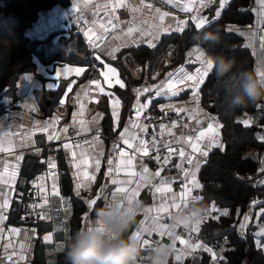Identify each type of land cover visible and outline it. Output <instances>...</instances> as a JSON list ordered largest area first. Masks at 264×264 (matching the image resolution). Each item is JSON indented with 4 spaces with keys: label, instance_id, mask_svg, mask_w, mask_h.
Returning <instances> with one entry per match:
<instances>
[{
    "label": "crops",
    "instance_id": "1",
    "mask_svg": "<svg viewBox=\"0 0 264 264\" xmlns=\"http://www.w3.org/2000/svg\"><path fill=\"white\" fill-rule=\"evenodd\" d=\"M69 1L71 5L65 8L55 6L50 10L40 12L37 20L32 27L25 32V35L27 38H30V40H44L51 33L60 31L67 35L65 30L68 26L65 19L70 17L71 31L79 35L81 34L80 36L86 48L89 52H92L91 56L95 59V63L91 66L93 72L90 79L81 82L80 84H75L76 80L82 77L85 73L86 69L84 66L76 64L55 66L44 65L35 57H32L33 66L35 68L33 67L31 71L24 73L23 76L18 78L16 83L17 91H15V94L13 96L0 95V147L6 149L5 151H0V179L7 181V183H0V193H3V195H0V203H2L5 198L9 201L8 208L2 210L6 219L0 221V264H16V262H18V264H32L33 246L35 240L38 238L36 228L32 224L35 221L51 223L52 226V232H44L39 238L40 242L46 247L45 254L47 255V258L50 259L52 253L61 252L63 249L64 243L62 241H55L53 239V233L66 232L65 224L70 217V205L68 200L61 195H52L53 185L55 184L58 189L59 179L56 169L57 165L55 169L49 167L50 162L56 164L55 153L52 152L47 155L46 159L43 160L46 163L45 172L37 176L31 183V192L34 193V198L28 201L26 208V212L29 215L31 222L28 224L21 222L11 223L8 219L12 200L14 196L18 194V187L20 184V180L18 179L24 157L27 152L38 151L42 142L55 146V149L63 150V155L72 179L73 194L82 201L86 207V212L81 218L80 229L96 223L97 210L101 207L108 206L109 201L112 200V194L118 187H128L130 191L132 188L136 187L135 181L138 180L139 177L129 176L127 173L131 169L124 168L120 171H116V165L121 159L119 156L120 151L127 152L130 156H134L136 172L140 171L141 164L149 169V174L160 171L161 175L159 177H155L150 184H146L140 189V194L137 197L139 208L135 215L138 222L133 231L138 228L149 226L151 224V219L149 218L146 220L145 217L155 215L154 212L148 213L142 209L155 208L161 202L162 196L168 195L156 193L153 185L158 187L164 183H169L173 192L179 193L183 188L181 182H187L183 174L184 170H194L192 165H188L186 161L179 157V168L173 172H167L164 169L162 161H153L147 156L134 153L133 149H130L127 144H124V139H129L133 145L137 144L141 139L146 141V137L150 131L144 122V116L147 112L154 111L162 114H170L174 112L188 117V124L185 126H176L175 128H173L172 125L164 126L161 131V140L163 144H169L170 146L175 145L179 147V149L183 148L186 154L197 157L201 161L199 169L205 163L206 157H201L199 153L192 152L191 147L184 142L187 136L191 135L193 137V142H195V137L203 131L206 135L199 142V146L202 149L208 150L209 153L214 149L221 148H206L209 144V138L213 135V133L208 131L207 126L209 124L214 126L219 125V122L212 113L203 108L200 103V94L198 92V96L194 95L195 89L191 86V82H187L185 85H179L178 87L181 90L177 96L156 95L157 88L162 85V82L167 84L169 73H177L180 68H184L185 72L195 74V69L200 65L199 62L195 61L196 53L193 52V49L199 48L203 51L201 47L197 45L190 47L184 53L183 64L166 71L161 78L158 79V73L160 72V70H158L153 72L148 80L144 77L141 83L133 86L131 88V93L134 96L132 114L125 120L124 124L119 129L118 122L113 116L114 108L112 105V99L118 97L112 92L111 88L113 86H120L115 82V77H109L111 79V84H109L108 80L105 79L104 73L107 72L108 67H113L109 62L115 60L117 53L121 50L138 49L140 47H148L149 49L153 48L149 47V40H152V42L157 45L160 42L159 40H161V37L182 32L175 30L181 21L186 22L184 28L190 23L195 26L196 29H200L202 27H196L198 18H206L207 22L204 24L205 26L210 21L219 17L217 16V12H219L220 15L228 3V0L223 4V7H221L222 0H213V2L206 7H201L199 0H179L180 7L175 6L173 3H168V0H143V4L141 3V0H127V3L131 7H138L140 8V11L134 13L130 8L116 9L114 15L115 17H118V19L113 20L116 27L110 29L108 32H103L99 25L100 23H107V13L111 11V8L109 7L106 9L105 5L115 3V0ZM185 4H191L192 11H183L182 7ZM77 5L79 6V11L76 10ZM147 5H151V8L147 7ZM253 5V24L248 27H238L235 31L239 35L244 33V35L241 36L244 37L245 46L253 56V70L254 73H256L257 69L264 70V58L258 55L264 42V40L261 39V37H264V31L262 29L264 14H261V6L257 3V0H254ZM157 9L160 10V13L168 12L169 15L166 16L163 21H160V13L156 11ZM78 17L80 18L78 19ZM194 17L197 19H194ZM128 27L138 28L139 31L133 32L131 36L125 35ZM89 28H92L93 31L102 36L98 47H94L93 43L89 41L88 35L86 34ZM147 32H151L153 35L158 34V40H153L152 36L144 34ZM56 40L57 39H54V43H52L57 45V47H61L58 43L61 39L58 41ZM132 41H135V43ZM116 48L119 50L113 52V49ZM107 53L112 54L107 55ZM190 53L192 54L191 59ZM97 57H100V59H97ZM127 65L131 71L130 74L135 79H138L139 67H136L134 63L131 64L130 62H128ZM79 68H83L84 71L78 75L76 69ZM165 68H167V66H165ZM65 69H68V71H65ZM57 72L61 73L59 79H56ZM69 79L71 82L65 89L64 94L61 96L58 103L51 108V116L43 117L42 110L36 99V93L53 91L58 87L60 81ZM119 79L121 80L120 77ZM94 81L99 82L100 87L104 89V92L99 91ZM122 82L124 83V81ZM19 84L21 85L18 89L17 86ZM50 85L55 86L49 87ZM145 87L150 88L151 92H143L142 90ZM137 90H140L142 94L138 95ZM108 92H111L113 95H106L105 93ZM102 97H106L107 99L109 114L112 119V129L113 131L118 129L117 133L112 139L110 138L107 141H105L103 137H95L90 143L78 147L75 146L72 142L74 137L90 130H99V123L102 117L99 109V102ZM149 100H151V103H149ZM61 101H63V103H61ZM48 103L47 99V104ZM142 104H147V107L143 109L142 115L137 117L136 112L139 105ZM262 104L263 107L261 111L264 113V101ZM169 105H171V107H169ZM120 108L121 102L115 111L120 113ZM33 109L35 110L33 111ZM175 109H182L183 111L177 112ZM193 117H195V119H193ZM80 121H83V124H81ZM133 124L144 125L147 127V131H142L139 127H133ZM45 125H48L47 131L42 130ZM65 128H68V132L63 131ZM125 129H128V131L122 138L121 133H124ZM169 130L172 133L171 135H169ZM49 135L60 138L49 140ZM218 140L222 145L219 136ZM174 141H181V143H174ZM260 141L264 143V139L260 138ZM106 142H108V145ZM65 143H70L72 145L71 150L63 147ZM71 151L77 153L75 161L71 156ZM18 156L22 157V159L17 160ZM97 157L101 160L100 170L96 171L94 165L92 167H87L86 170L91 175L95 176L94 181H87L83 177V171L85 170L84 166L78 170L73 167V164L74 162H79L81 159H87L89 163H92ZM109 159L113 160V165L111 166L107 163ZM124 159L126 160L127 157H124ZM109 167L113 168L112 173H109ZM5 168H7V171H5ZM13 170H16L17 173L14 180L11 179L10 175ZM53 172L55 173V177L51 175ZM78 172L80 173L79 178L77 176ZM198 172L199 171L196 172V179ZM188 179H190V177ZM114 180L117 181L116 184H113ZM128 180H133L134 182L131 185L120 183L121 181ZM78 183H83L85 187L78 190L76 187ZM37 185H40L44 191H41ZM199 190L200 188L194 190L192 195H198ZM45 198H47L48 203L45 204L43 208L32 207L33 205L42 204ZM92 199H96L98 205L90 207L88 202ZM191 202L193 201H189V204ZM258 202L259 201H255L254 204L256 205ZM184 209L185 207L181 206L179 211ZM223 211L226 210L220 209L218 211H213V206H209L206 208V213L203 217L198 220H205L212 218V216L216 217L215 213L220 214ZM256 211L253 212V219ZM175 213L177 212H174L173 216ZM42 216L44 218H41ZM198 220L188 224L187 227H185V225L176 226L173 229L172 239L179 236L185 240L190 239L192 244L200 243L210 248L208 244L196 236V231H191L193 227H196ZM165 222L169 225H173V219H166ZM261 223L264 222H259V226ZM12 229H18L19 233H13L11 231ZM49 235L52 237L51 241L45 240V237ZM145 238L152 241L161 240V237L156 233H153L150 237L145 234ZM164 239L169 240L167 236H165ZM255 240L260 243V248L264 249V238ZM8 243H11L12 247L7 249V253H17L16 256L11 258L9 255L5 254L4 245ZM169 244H171V240H169ZM20 245H23V248H21ZM222 250L223 249L218 248L212 250V252L217 254L215 260L212 258V253L205 252L203 248L196 249L194 253L187 255L191 250L186 248L185 245L180 244L179 240H177L174 254L169 257L168 263L182 264L185 260H192L199 253L203 252L210 257L209 263L214 264V261L222 258ZM150 252L151 250L144 249L140 259L141 264H150V261L147 260ZM179 252L185 253L181 261L175 259V256L179 254ZM20 256H23L24 259H20Z\"/></svg>",
    "mask_w": 264,
    "mask_h": 264
},
{
    "label": "trees",
    "instance_id": "2",
    "mask_svg": "<svg viewBox=\"0 0 264 264\" xmlns=\"http://www.w3.org/2000/svg\"><path fill=\"white\" fill-rule=\"evenodd\" d=\"M228 1L219 17L210 21L199 31L189 23L182 32L161 37V43L159 42L154 49L149 50L146 47H143L144 49L140 47L139 50L137 48L124 49L117 53L115 60L109 62L115 67L125 85L124 88L118 86L111 88L121 102L118 129L132 114L134 96L131 88L141 83L144 77L148 80L155 71L160 70L159 79L171 67L173 69L182 65L185 51L192 46L201 47L210 59L216 56L234 59V70L237 72H254L253 56L245 46L244 37L235 31L238 27H248L253 24L252 12L245 9L253 4L254 0ZM69 5V0H0V95L13 96L15 94L18 78L34 67L32 57L44 65L84 66L85 73L76 80L75 84L90 79L93 72L91 66L95 63V59L90 57L92 52L88 51L82 38L78 36L79 34L72 31L67 35L61 31L53 32L44 40L31 41L25 35V32L37 20L40 11L50 10L55 6L65 8ZM262 29L264 31V22ZM209 32L216 34L218 40L205 41L202 37ZM54 39L57 41L61 39L58 42L61 47L53 44ZM261 50L264 53V47ZM128 62L139 67L138 79L130 74ZM70 82V79L62 80L57 90L36 93L43 117L51 116V108L58 103ZM199 94L203 108L214 111L213 115L221 126L219 137L222 141V148L208 153L205 163L197 174V179L202 185L198 193L202 199L199 201L206 208L215 206L218 209H225L228 215L219 214L218 218L198 220L200 223L199 225L196 223V227H199V231L195 234L208 245L217 246L224 240L228 248L222 252V255L227 264H264V253L260 248V243L256 242L254 237L244 240L238 234L240 221L249 212L254 200L259 201L255 209L264 210V184L253 187L241 182L240 179L257 170L256 155L264 150V143L257 138L260 132H264V113L261 111L263 101L247 108L231 107L225 101L222 85L216 80L212 71L200 86ZM47 99L49 103L46 105ZM99 109L102 114L99 131L103 139L107 141L115 136L118 129L114 131L112 129V119L106 97L100 99ZM257 112H260V116L256 125L244 126L235 120L236 117L253 116ZM106 144L108 145V142ZM252 151H254L253 156ZM52 152L55 153L57 165L58 190L60 195L68 200L70 217L65 224V233H53V239L62 241L64 246L61 252L52 253L50 259L47 258L46 247L39 238L44 232H52L51 223L43 221L32 223L38 235L33 246L32 264H65L64 253L67 242L80 229L82 215L86 212L83 202L73 194L72 179L63 150L55 149V146L42 142L38 151L27 152L24 157L19 174V180H21L18 194L14 196L11 203L9 222H20L18 221L20 207L28 203L26 193L31 190L33 180L45 172L46 163L43 160ZM259 222H264V213L260 216ZM209 261L210 257L201 252L192 260H185L182 264H210Z\"/></svg>",
    "mask_w": 264,
    "mask_h": 264
},
{
    "label": "snow or ice",
    "instance_id": "3",
    "mask_svg": "<svg viewBox=\"0 0 264 264\" xmlns=\"http://www.w3.org/2000/svg\"><path fill=\"white\" fill-rule=\"evenodd\" d=\"M213 2V0H199L200 6L201 7H206L209 4H211ZM227 0H222L221 3V7H223V4L226 3ZM141 3L143 4V0H141ZM168 3H173L175 4V6L180 7V3L179 0H168ZM257 3L261 6V14H264V0H257ZM111 8V11L107 13L108 15V19H107V23H100L99 27L103 32H108L110 29H114L116 27V24L113 22L114 19H118V17H115V11L118 8H130L132 12H139L140 8L138 7H131L128 3L127 0H115V3H112L110 5H105V8ZM147 7L151 8V5H147ZM76 10L79 11V6H76ZM182 10L185 12H190L192 11V6L191 4H185L182 7ZM158 13H160V10L157 9L156 10ZM169 13L168 12H162L159 14V20L163 21L164 18L166 16H168ZM217 16H219V12H217ZM80 17H78L79 19ZM194 19H197L194 17ZM206 18H198V22L196 24L197 28L203 27L204 24L206 23ZM185 21H181L177 27H176V31H183L184 30V25H185ZM139 31L138 28H134V27H128L127 29V33H125V35L131 36L133 32ZM166 31V30H165ZM88 35L89 41L93 43L94 47H98L99 46V41L102 39V36L100 34H98L97 32L93 31L92 28L88 29V32L86 33ZM145 35L148 36H152L153 40H158L159 36L157 35H153V33L151 32H147L144 33ZM241 35H244V33H241ZM262 40H264V37H261ZM133 43H135V41H132ZM149 47H156V44L152 42V40L148 41ZM262 47H264V44H262ZM119 49H113V52L118 51ZM193 52L196 53L195 55V61L199 62V67H197L195 69V74H190L188 72H185L184 68H180L179 71L177 73H169L168 74V82L167 84H164L162 82V85L160 87L157 88L156 91V95H171V96H177L179 94V91L181 89H179V85H185L187 82H191V86L195 89L194 95L198 96V92H199V87L200 85H202L205 81V78L208 77L209 73L213 70V61L210 58H207L204 54L203 51H201L199 48H195L193 49ZM112 53H107V55H111ZM191 53H190V59H191ZM97 59H100V57H97ZM65 71H68V69H65ZM84 71L83 68H79L76 69L77 74L79 75L80 73H82ZM256 75L259 77L264 78V70L261 69H257L256 71ZM61 76L60 72L56 73V79H59ZM105 79L108 80L109 84H111V79L109 77H115V82L117 84H119L120 88H124L125 85L124 83L119 79V74L117 73L116 69L113 67H108L107 68V72L104 73ZM94 83H96L97 88L99 89L100 92H104V89L102 87H100V84L98 81H94ZM55 85H50L49 87H54ZM71 90V89H69ZM143 92H151L150 88L145 87L143 90ZM138 95H141L142 92L140 90H137ZM108 96H112L113 94L111 92L105 93ZM61 103H63V101H61ZM149 103H151V100H149ZM112 105L114 108L113 111V116L116 118L117 122L119 121V113L118 111H115L116 108L119 107L120 105V100L118 98H114L112 99ZM82 107V106H81ZM147 107V104H142L139 105V108L136 112L137 117L141 116L143 113V109ZM169 107H171V105H169ZM35 109H33L34 111ZM177 112L179 111H183L182 109H175ZM82 114V113H81ZM193 119H195V117H193ZM81 124H83V121H80ZM242 123L245 126H248L251 124V120L250 119H245L242 121ZM133 127H139L141 128L142 131H147V127L144 125H140V124H133ZM172 127L175 128L176 127V123L173 122ZM208 131L213 133V135L209 138V144L206 146V148H211V147H221L222 145L219 143L218 140V136H219V132H218V128L221 127L220 125H212L209 124L208 126ZM161 128L163 129L164 126L161 125ZM43 131H47L48 130V125H45L44 128L42 129ZM64 132H68V128H65L63 130ZM128 129L124 130V133H121V137L123 138L124 135L127 133ZM171 131L169 130V135H171ZM206 133L201 131L199 133L198 136L195 137V142H193V137L191 135L187 136L184 140L185 143H187L191 149L193 153H199L201 157H207L208 156V150L206 149H202L199 146V142L205 137ZM59 139L60 137H54L52 135H49L48 139ZM262 139H264V137H261ZM98 139V138H97ZM174 143H181V141H174ZM124 144H127L128 147L130 149H133L134 153H138V154H142L143 156H149V147H148V142L141 139L139 140V142L135 145H133V143L130 142L129 139H124ZM23 146V145H21ZM64 148L66 149H70L72 148V145L70 143H65L63 145ZM78 147V145H77ZM152 147L153 149L157 152V155L155 156V159L157 161L161 160V156L159 155V148L157 147V141L156 138H153V142H152ZM164 147L167 148V152H168V156H165L163 158V164L167 165L169 163V158L172 154H177L182 160L186 161V163L188 165H192L194 170H184L183 174L185 176V179L187 182L182 181L181 183L183 184V188L179 193H175L173 192V189L171 187V185L169 183H164L161 186H155L153 185V187L155 188V192L159 193V194H168V195H163L161 202L155 207V208H146V209H142L145 212L148 213H155V215H152L151 217H145V219H151V224L147 227H143V228H138L137 230L131 232L130 234L136 238H141L143 239V243H144V249L145 250H152V247L154 244L156 243H163V244H169V240H171V245L173 246L174 250H175V245H176V241L179 240L180 244L185 245L186 248L190 249L191 251H189L187 253V255H191L192 253H194L196 251V249H200L203 248V250L205 252H209L212 253V258L213 260L216 259L217 254L212 252L211 248H208L206 246H204L203 244L200 243H196V244H192L189 240H185L182 239L181 237L177 236L175 237V239H172L173 236V229L176 226L179 225H169L168 223L165 222L166 219H173V213L174 212H178L181 209V206L183 207H187L189 204V201H197V200H201L202 197H200L199 195L193 196L192 193L194 190L199 189L202 187V185L199 183V181L196 179V172L199 171V166L201 161L193 156V155H188L186 154V152L183 150V148L181 149H175L173 147H171L169 144H165ZM6 149L0 147V151H5ZM83 155V154H82ZM71 156L73 157V160L75 161L76 157H77V153L75 151H71ZM119 156L121 157L119 163L116 165V171H120L121 169L127 168V169H131L127 174L131 177H139L138 180L135 181L136 183V187L132 188L131 191L129 190L128 187H118L116 189V191L112 194V200L111 201H115V200H120L121 204H124L125 202L130 206L133 204V202H139L137 200V197L140 194V189L142 187H144L146 184H150L151 181L155 178V177H159L161 175L160 171H156L155 173L149 174V169L144 166L143 164L140 165V171L136 172L135 171V167H136V162H135V158L134 156H130L127 152L124 151H120L119 152ZM124 157H127V159L125 160ZM22 159V157H17V160ZM108 165H113V160L109 159L107 161ZM94 165V168L96 171L100 170V166H101V160L97 157L95 158V160L92 163H89V161L87 159H81L79 162H74L73 167H75L76 169H81L82 166H84L85 170L83 171V177L85 178V180L87 181H94L95 180V176L91 175L86 169L87 167H92ZM49 167L51 169H55L56 164L54 162H50L49 163ZM5 171H7V168H5ZM109 173H112L113 168L109 167L108 169ZM261 171H264V168L261 169ZM16 170H13L11 175V179H15L16 176ZM51 175L53 177H55V173H51ZM80 173H77V176L79 178ZM190 177V179H188ZM134 181L133 180H128V181H121V184H127V185H131ZM143 182V183H141ZM0 183H7V181L0 179ZM117 181H113V184H116ZM38 188H40L41 191H44L43 188L40 187V185H37ZM77 189L79 190L80 188L85 187V185L83 183H78L77 184ZM0 195H3V193H0ZM52 195L54 196H59L60 192L59 190L56 188L55 184L53 185V192ZM48 203L47 198L44 199V202L42 204L39 205H33V208L36 207H40L43 208L45 204ZM89 206H95L97 205V200L96 199H92L89 202ZM9 206V201L8 199H4L2 203H0V221L6 219V217L3 215V211L2 210H6ZM108 206H110V201L108 203ZM128 211H137L138 209H132L131 207H129L127 209ZM213 211H215V209H213ZM220 215L222 216H226L228 215L227 211H223L220 213ZM41 218H44L43 216ZM218 218V217H217ZM245 219H247V217H245ZM98 223V222H97ZM199 221L197 222V225H199ZM185 227H187V225H185ZM243 228V225H242ZM13 233H19L18 229H12L11 230ZM191 231H199V227H193L191 229ZM153 233L158 234L161 237V240L159 241H152L149 240L148 238H145V234H147V236H152ZM167 236L169 238V240H165L164 237ZM52 237L46 236L45 240L47 241H51ZM12 244L8 243L6 245H4L5 248V254L9 255L10 258L13 256H16L17 253L16 252H12L10 254L7 253V249L11 248ZM21 248H23V245H20ZM185 255L184 252H179V254H177L175 256V259L177 261H181L182 257ZM20 259H24L23 256H20ZM141 259V257H140ZM16 264H18V262H16Z\"/></svg>",
    "mask_w": 264,
    "mask_h": 264
},
{
    "label": "clouds",
    "instance_id": "4",
    "mask_svg": "<svg viewBox=\"0 0 264 264\" xmlns=\"http://www.w3.org/2000/svg\"><path fill=\"white\" fill-rule=\"evenodd\" d=\"M205 41L218 40L214 33H205ZM213 74L222 85L225 101L233 108H247L264 101V78L251 71H235V61L224 56L211 58ZM139 202L110 201V206L96 212V223L82 227L67 242L65 264H141L144 251L143 239L129 234L135 221ZM206 213L205 205L199 200L191 202L184 210L173 216V225H188ZM98 222V223H97ZM174 254L171 244L153 245L147 260L150 264H168ZM6 259V258H5Z\"/></svg>",
    "mask_w": 264,
    "mask_h": 264
},
{
    "label": "built area",
    "instance_id": "5",
    "mask_svg": "<svg viewBox=\"0 0 264 264\" xmlns=\"http://www.w3.org/2000/svg\"><path fill=\"white\" fill-rule=\"evenodd\" d=\"M253 5H249L245 10L246 11H252ZM66 23L68 28L65 30L66 33L70 31V17H67ZM258 55L262 58H264V53L262 51L258 52ZM144 122L146 126L149 127L150 131L146 137V141L149 144V156H147L149 159L153 161H157L155 159V156L157 155V152L152 147L153 138H156L157 141V147L159 148V155L161 156V160L163 162V158L165 156H168L167 148L164 147L165 144H163L161 140V125L163 126H170L173 124V122L176 123V126H185L188 124V117L183 114L179 113H173V114H162L157 113L154 111H149L144 116ZM102 136V134L99 132V130H90L87 133L77 135L73 138L72 142L75 144V146H81L87 143L92 142V140L95 137ZM263 137V133H259L257 138L260 140V138ZM171 147L175 149H179V147L172 145ZM256 162H257V170L253 172L252 174L247 175L246 177H240L241 182H245L247 184H250L253 187L260 186L264 184V171H261L262 168H264V150L261 151L256 156ZM180 161L179 156L177 154H172L169 158V163L167 165H164V169L167 172L175 171L179 168ZM34 198V194L31 191H28L26 193V199L32 200ZM18 221H21L23 223H30V218L26 213L24 205L20 207V214L18 216ZM253 222L251 220H248L246 223L244 230L242 232L241 238L244 240H247L248 237H250L253 233ZM246 247L248 248V244L246 243ZM212 250L218 249H225V245L222 242L220 245L217 246H211ZM215 264H227L226 260H216L214 261Z\"/></svg>",
    "mask_w": 264,
    "mask_h": 264
},
{
    "label": "rangeland",
    "instance_id": "6",
    "mask_svg": "<svg viewBox=\"0 0 264 264\" xmlns=\"http://www.w3.org/2000/svg\"><path fill=\"white\" fill-rule=\"evenodd\" d=\"M23 76V75H22ZM20 85L19 84L17 87L18 89L20 88ZM260 116V112H257L256 114H254L253 116H247V115H243V116H239V117H236V121L243 124L242 121L245 120V119H250L251 120V124L250 125H256L257 124V120ZM244 125V124H243ZM245 126V125H244ZM249 126V125H248ZM253 152L252 151V156H253ZM213 209H214V206H213ZM264 213L263 210H261L260 208L257 209V211L255 212V216H254V221H253V226L256 228L254 230V238L255 239H260V238H264V223H261L260 226L258 225V220L260 218V216H262V214ZM240 225V224H239ZM239 234V233H238ZM240 235V234H239ZM262 252L264 253V249H262Z\"/></svg>",
    "mask_w": 264,
    "mask_h": 264
},
{
    "label": "bare ground",
    "instance_id": "7",
    "mask_svg": "<svg viewBox=\"0 0 264 264\" xmlns=\"http://www.w3.org/2000/svg\"><path fill=\"white\" fill-rule=\"evenodd\" d=\"M228 2H229V1H228ZM70 5H71V4H70ZM39 11H40V10H39ZM68 11H69V10H68ZM74 11H75V10H74ZM40 12H41V11H40ZM40 12H39V13H40ZM73 13H74V12H73ZM84 17H85V16H84ZM65 18H66V16H65ZM71 18H72V17H71ZM36 19H37V18H36ZM73 19H74V18H73ZM70 20H71V19H70ZM213 21H214V20H213ZM75 22H76V21H75ZM79 24H80V23H79ZM208 24H209V23H208ZM70 27H71V26H70ZM192 27H193V26H192ZM194 27H195V26H194ZM71 28H72V27H71ZM76 30H77V29H76ZM198 31H199V29H198ZM68 33H69V32H68ZM174 34H175V33H174ZM181 34H182V33H181ZM71 35H72V34H71ZM80 35H81V34H80ZM80 35H78V36L81 37ZM172 35H173V34H172ZM68 37H69V36H68ZM28 40H30V38H29ZM34 40H35V39H34ZM41 40H42V39H41ZM30 41H31V40H30ZM30 41H29V42H30ZM56 41H57V40H56ZM159 41H160V40H159ZM81 42H82V41H81ZM160 43H161V42H160ZM167 47H168V46H167ZM193 47H194V46H193ZM142 48H143V47H142ZM147 48H148V47H147ZM143 49H144V48H143ZM153 49H154V48H153ZM153 49H152V50H153ZM138 50H139V49H138ZM149 50H151V49H149ZM55 51H56V50H55ZM56 52H57V51H56ZM142 52H143V51H142ZM148 52H149V51H148ZM44 53H45V52H44ZM158 53H159V52H158ZM86 55H87V54H86ZM91 55H92V53H91ZM91 55H90V57H91ZM29 57H31V56H29ZM153 57H154V56H153ZM150 58H151V56H150ZM137 60H138V59H137ZM151 64H152V63H151ZM147 65H148V64H147ZM147 65H146V66H147ZM158 66H159V63H158ZM29 67H30V66H29ZM147 67H148V66H147ZM34 68H35V67H34ZM171 69H172V67H171ZM147 76H148V75H147ZM202 85H203V84H202ZM6 88H7V87H6ZM14 88H15V87H14ZM7 89H8V88H7ZM56 90H57V89H56ZM5 91H6V90H5ZM201 91H202V90H201ZM1 92H2V91H1ZM45 92H46V91H45ZM41 93H42V92H41ZM51 93H53V92H51ZM1 94H2V93H1ZM7 94H8V93H7ZM200 94H202V93L200 92ZM37 95H38V94H37ZM37 95H36V96H37ZM6 96H7V95H6ZM51 96H52V95H51ZM43 98H44V97H43ZM47 98H49V97H47ZM41 100H42V99H41ZM43 105H44V104H43ZM206 110H207V109H206ZM209 110H210V109H209ZM209 110H208V111H209ZM46 112H47V111H46ZM173 113H174V112H173ZM173 113H171V114H173ZM42 114H43V113H42ZM148 128H149V127H148ZM43 152H44V151H43ZM36 154H37V153H36ZM27 161H28V160H27ZM30 161H31V163H33L32 160H30ZM25 162H26V161H25ZM27 163H28V162H27ZM36 176H37V175H36ZM36 176H35V177H36ZM18 180H19V179H18ZM20 180H21V179H20ZM16 196H17V195H16ZM23 201H24V200H23ZM97 205H98V204H97ZM11 206H12V205H11ZM26 206H27V204L25 205V207H26ZM28 209H29V208H28ZM30 211H32V210H30ZM28 213H29V212H28ZM32 218H33V217H32ZM8 219H9V217H8ZM9 221H10V220H9ZM33 221H34V219H33ZM35 222H36V221H35ZM35 222H34V223H35Z\"/></svg>",
    "mask_w": 264,
    "mask_h": 264
},
{
    "label": "water",
    "instance_id": "8",
    "mask_svg": "<svg viewBox=\"0 0 264 264\" xmlns=\"http://www.w3.org/2000/svg\"><path fill=\"white\" fill-rule=\"evenodd\" d=\"M46 105H47V103H46ZM209 112L213 114L214 111H213V109L212 110L210 109ZM137 222H138V219L135 217V221H134V223L131 225V227L129 229V234L133 231V229L137 225Z\"/></svg>",
    "mask_w": 264,
    "mask_h": 264
}]
</instances>
